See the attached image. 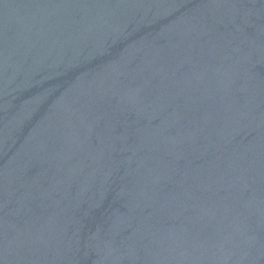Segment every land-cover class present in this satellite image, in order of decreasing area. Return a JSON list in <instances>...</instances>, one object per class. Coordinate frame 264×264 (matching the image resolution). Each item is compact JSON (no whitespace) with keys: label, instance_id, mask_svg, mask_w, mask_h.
Wrapping results in <instances>:
<instances>
[{"label":"water","instance_id":"water-1","mask_svg":"<svg viewBox=\"0 0 264 264\" xmlns=\"http://www.w3.org/2000/svg\"><path fill=\"white\" fill-rule=\"evenodd\" d=\"M0 264H264V0H0Z\"/></svg>","mask_w":264,"mask_h":264}]
</instances>
